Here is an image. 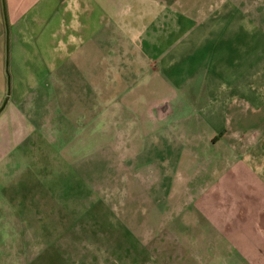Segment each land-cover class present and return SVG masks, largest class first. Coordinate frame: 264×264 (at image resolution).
Segmentation results:
<instances>
[{
    "label": "crops",
    "instance_id": "obj_1",
    "mask_svg": "<svg viewBox=\"0 0 264 264\" xmlns=\"http://www.w3.org/2000/svg\"><path fill=\"white\" fill-rule=\"evenodd\" d=\"M51 5L43 35L50 27L52 37L64 28L59 44L71 47L68 60L83 49L84 90L98 104L99 126L117 127L123 113L145 112L154 142L218 148L212 191L224 192L228 200L218 199L221 206L241 208L243 220L254 218L264 239V0H51ZM15 46L21 86H13V96L20 90L25 97L26 83L45 79L59 59L51 51L47 60L26 66L24 47ZM43 65V76L34 75ZM8 111L0 113V129ZM175 114L173 124L169 118ZM194 160L207 171L208 158L197 153ZM12 201H0V264L97 263L81 245L83 237L58 215V202L32 200L21 205L27 204L26 211H17ZM139 255L144 257L140 250ZM141 259L128 261L156 264ZM115 264L124 263L120 258Z\"/></svg>",
    "mask_w": 264,
    "mask_h": 264
},
{
    "label": "rangeland",
    "instance_id": "obj_2",
    "mask_svg": "<svg viewBox=\"0 0 264 264\" xmlns=\"http://www.w3.org/2000/svg\"><path fill=\"white\" fill-rule=\"evenodd\" d=\"M53 13L51 0H0V108L8 70L11 77L2 111L10 107L11 116L0 129L7 139L2 143L0 135V201L13 200L17 211L32 200L58 202V215L83 237L96 264L120 258L129 264L132 256L136 263L264 264L257 222L243 220L241 208L221 206L227 197L212 191L218 148L154 142L145 112L134 113L136 119L127 111L117 127L99 126L98 104L84 90L83 49L68 60L71 47L59 44L65 29L52 37L50 27L43 35ZM16 42L25 65L47 60L51 51L59 59L45 79L26 83L25 97L20 90L13 96L21 84ZM169 119L178 120L176 114ZM197 153L208 158L207 171L199 170Z\"/></svg>",
    "mask_w": 264,
    "mask_h": 264
},
{
    "label": "water",
    "instance_id": "obj_3",
    "mask_svg": "<svg viewBox=\"0 0 264 264\" xmlns=\"http://www.w3.org/2000/svg\"><path fill=\"white\" fill-rule=\"evenodd\" d=\"M7 65H8V62H7ZM8 69V67H7ZM11 93V77H10V74H9V70H8V91H7V96H6V99L3 103V105L1 106L0 108V113L3 111V109L6 107L9 99H10V94Z\"/></svg>",
    "mask_w": 264,
    "mask_h": 264
}]
</instances>
